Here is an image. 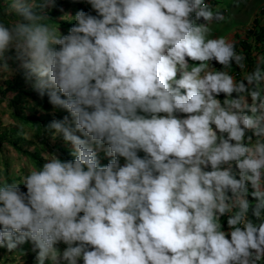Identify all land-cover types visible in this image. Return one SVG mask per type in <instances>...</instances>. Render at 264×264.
<instances>
[{
    "label": "clouds",
    "instance_id": "1",
    "mask_svg": "<svg viewBox=\"0 0 264 264\" xmlns=\"http://www.w3.org/2000/svg\"><path fill=\"white\" fill-rule=\"evenodd\" d=\"M4 3L0 72L19 62L68 153L0 180V249L33 264H264V56L247 70L237 41L213 36L220 8Z\"/></svg>",
    "mask_w": 264,
    "mask_h": 264
},
{
    "label": "rangeland",
    "instance_id": "2",
    "mask_svg": "<svg viewBox=\"0 0 264 264\" xmlns=\"http://www.w3.org/2000/svg\"><path fill=\"white\" fill-rule=\"evenodd\" d=\"M249 1L209 0L213 8L219 7L228 18L226 21L213 22V36L226 35L233 30L236 27L235 15L241 6ZM57 3L64 7L65 12L74 13L78 8H82L79 3H73V0H57ZM5 6L4 0H0V19L14 20V17L3 15ZM59 15L61 13L53 10L49 14L48 22L58 29L66 30L70 26L68 22L72 21V16L66 14L61 18ZM259 20L263 21L262 14ZM8 63L10 71L0 72V180L7 179L12 182L22 181L30 166L41 167L37 158L43 163L44 157L50 151L59 149L67 155L68 148L61 139L52 142L45 133L44 125L53 119L50 114L53 109L47 96L42 99L33 89L32 82L25 79L24 70L18 68V61L10 59ZM232 71L235 76L236 72L241 73L235 66ZM65 114L63 110L56 112L59 118ZM103 162L107 163V159ZM0 264H33V254L29 252L25 256L19 250L6 253V250L0 249Z\"/></svg>",
    "mask_w": 264,
    "mask_h": 264
},
{
    "label": "crops",
    "instance_id": "3",
    "mask_svg": "<svg viewBox=\"0 0 264 264\" xmlns=\"http://www.w3.org/2000/svg\"><path fill=\"white\" fill-rule=\"evenodd\" d=\"M256 1L250 0L241 6L234 18L236 27L226 34H230L237 41V47L243 50L246 56L247 70L255 67L258 58L264 56V28L257 33L255 32L256 28L253 27L254 23H259L261 14L263 21L260 23L264 24V0ZM241 76L240 73L237 79H240Z\"/></svg>",
    "mask_w": 264,
    "mask_h": 264
},
{
    "label": "trees",
    "instance_id": "4",
    "mask_svg": "<svg viewBox=\"0 0 264 264\" xmlns=\"http://www.w3.org/2000/svg\"><path fill=\"white\" fill-rule=\"evenodd\" d=\"M79 5L81 6V7H85V5L84 6H82V3H79ZM50 19V18H49ZM50 21H53V20H50ZM253 27H255L256 29H255V32H260L261 31V29L262 28H264V24H262V23H260V21H259V23L257 22V23H255V25H253ZM237 50H240L238 47H237ZM48 100V99H47ZM38 160H39V165L40 166H42V160H40L39 158H37Z\"/></svg>",
    "mask_w": 264,
    "mask_h": 264
},
{
    "label": "built area",
    "instance_id": "5",
    "mask_svg": "<svg viewBox=\"0 0 264 264\" xmlns=\"http://www.w3.org/2000/svg\"><path fill=\"white\" fill-rule=\"evenodd\" d=\"M236 76H237V77L240 76V72H236Z\"/></svg>",
    "mask_w": 264,
    "mask_h": 264
}]
</instances>
